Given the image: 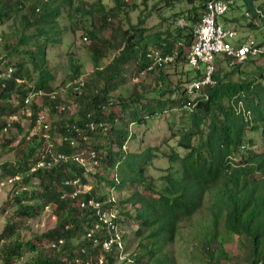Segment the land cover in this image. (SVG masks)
Here are the masks:
<instances>
[{
    "label": "trees",
    "instance_id": "16d2710c",
    "mask_svg": "<svg viewBox=\"0 0 264 264\" xmlns=\"http://www.w3.org/2000/svg\"><path fill=\"white\" fill-rule=\"evenodd\" d=\"M110 1L113 6L108 8L103 0H0V25L16 12H21L23 31L34 29L32 36L21 35L14 44L1 46V56L18 54L19 58L14 63L6 62L13 66L14 72L12 79L5 81V88H0V136L5 120L24 107L23 98L29 91H53L50 84L53 76L47 69L46 51L48 43L54 45L59 40L57 20L63 12L77 28L88 23L82 38L89 39L94 45L90 46L89 54L92 71L84 79L80 93L72 94L71 102L75 107L72 115L67 110L56 109V105L67 106L68 98L55 101L47 97L32 98L28 107V130L34 127L41 104L48 107L49 118L57 116L56 120L50 121L48 130L32 138H26L27 131L24 132L25 136L17 145L19 157L12 164L0 166V178L24 174L48 145L52 146L53 154L67 156L91 150L95 152L93 160L97 162L94 170H102L100 173H85L82 168L66 162L25 177L28 190L12 198L15 214L19 220L28 221L37 218L51 205L55 223L49 230L24 243L14 240L2 246L1 241L15 235L14 226L7 222L0 234L1 263L14 264L22 260L26 250L33 255L25 264H96L101 244L107 240L109 232L100 229L87 238L89 227L97 218L93 211L81 209L79 202L87 198L105 202L113 197L117 185V200L113 199L102 209L113 207L121 233L124 224L129 230L135 227L133 236L137 242L129 254L132 264H176L173 254L167 252L182 224L206 231L201 250L206 262L215 264L214 261L223 255V243L217 250L210 244L215 242L214 231L221 218L228 236L246 238L249 244L247 264H264V62L245 73L242 66L254 64L253 59L229 65L230 58L218 57L219 69L212 76L214 84L203 88L192 100L185 92V85L201 78L202 74L194 72L193 78L185 74L184 82L178 80L173 85L167 81L163 68L172 64L177 69L186 66V49L192 44L193 30L201 18L204 0H186L190 9L184 16L183 27L150 35H146L147 29L142 26L143 18H138L135 26L124 18L128 28H118L121 25L118 20L124 11H134L136 6L130 4V9H125L127 0ZM165 3L168 5L169 0ZM246 7L252 13L253 0H247ZM262 8L259 6L258 9ZM110 20L119 22L117 33L111 31L108 39L99 38L97 32H102L106 26L110 28ZM230 20L234 22L232 18ZM247 27L256 29L249 23ZM41 37L44 39L39 43ZM155 50L163 57L172 55L173 62L147 70L151 60L146 55ZM2 57L0 67L5 61ZM25 61L37 72L31 88L26 83L31 79ZM131 63L135 74L145 72L154 76L156 98L148 100V91L137 85L131 90L121 87L125 82V69ZM221 64H224L223 68H220ZM69 66L73 78L81 75L78 61L70 59ZM175 93L178 96L174 100L166 97ZM12 95L15 96L14 103L9 102ZM188 103H195V107L189 110ZM171 104L177 105L181 122L180 128L168 126L171 139H175L173 146L164 141L158 146L138 148L136 152L123 150L131 136L127 129L130 124L144 126L149 119L166 112ZM13 125L21 132L18 124ZM72 127L77 128L78 134ZM65 136L75 145L65 141ZM139 143L143 145V142ZM155 158L166 159L168 166L159 170L154 166ZM236 160L239 161L237 164ZM107 172L111 175L109 179L106 178ZM90 175L94 182L92 186L87 181ZM75 177L90 185L89 194L77 200L66 195L63 197L72 190L65 182ZM33 178L35 185L31 184ZM106 182L111 186L108 194L103 188ZM124 189L125 198L122 197ZM208 198L210 210L204 227L203 221L195 219ZM193 221L196 222L193 224ZM123 235L124 242L126 236ZM60 240L61 244L58 243ZM42 242L47 244L45 250L39 248ZM52 244L55 246L51 247ZM114 255V247H111L105 255V264H112Z\"/></svg>",
    "mask_w": 264,
    "mask_h": 264
},
{
    "label": "rangeland",
    "instance_id": "374dc122",
    "mask_svg": "<svg viewBox=\"0 0 264 264\" xmlns=\"http://www.w3.org/2000/svg\"><path fill=\"white\" fill-rule=\"evenodd\" d=\"M86 1V0H85ZM88 1V0H87ZM166 0H127V8L130 9L128 6L130 4H134L136 6L134 11H124V15H122L121 19L118 21L121 25L118 28L126 30L128 28L127 22L124 18L128 19V22L131 26H135L137 23L138 18H143L144 23L143 27L147 29L146 35H150L156 32H163L166 29H175V27H183L185 25L184 16L186 15L187 11L190 9V6L187 4L186 0H169L168 5L165 3ZM103 3L109 8L112 7L113 4L110 0H103ZM245 3V4H244ZM247 0H235V6L232 10H229L223 17L219 18V21L223 24V22H227L229 19H234V23L232 27L236 33V40L243 41L246 38H253L255 40H264V18L259 21L257 24L256 29H250L247 27V24L250 22V19L245 18L244 15L248 11L246 7ZM259 6H262V11H264V0H253V7L254 9H258ZM124 9V10H125ZM21 13V12H20ZM20 13L16 12L10 19L5 20L3 24L0 25V50L1 46L6 43L14 44L17 39L21 35L25 36H32L34 34L33 27L26 28L23 31L22 23L20 21ZM58 42L54 45L48 43L47 44V51H46V59H47V69L52 74L53 79L51 81V86L53 90L61 86L68 85L74 78L70 75V66L69 60H76L81 65V71L79 76H83V79L87 78L92 71L91 67V58H89L90 46H94L93 43L87 39L86 41L83 40L82 36H84V28H88V23H83L78 28L73 24V21H69L66 19V14L63 12L62 15L58 18ZM110 25L108 28L102 30V32H97V36L99 38L108 39L110 33H117L118 25L117 22L110 20ZM51 36V34H50ZM50 36L48 37L50 39ZM53 38V37H52ZM44 38H39V43L42 42ZM22 50V47H20ZM188 49H186V52ZM1 54V53H0ZM18 54H13L11 57L2 56L3 63L10 60V62H15V59H18ZM23 56V55H21ZM254 64L246 63L242 66V70L247 73L246 71L255 70L256 68L260 67L264 62V58L254 59ZM133 63L128 65V68L125 69V82L123 86H121L124 90H131L134 86H140L141 90L148 91L146 94V98L148 100H152L156 98V93L153 91V75L149 74H135V67L132 65ZM218 64L216 63L215 71L219 69L217 68ZM220 68L224 67V64L220 65ZM163 72L167 76V81L171 84L175 85L178 80L184 82L187 74L188 78L194 77V72L191 71L186 66L182 68H175L172 65L164 66ZM25 68H27L29 75H30V83L27 85L31 88L36 80L37 72L33 69V67L29 64L28 61H25ZM229 70V69H228ZM181 73H178V72ZM218 71V70H217ZM228 72V71H227ZM249 73V72H248ZM191 76V77H190ZM185 85V84H184ZM184 85L183 88H184ZM181 86V87H182ZM187 86V85H186ZM121 90V88H120ZM119 90V91H120ZM122 90V91H124ZM125 92V91H124ZM70 96V97H69ZM178 96L176 93L173 94L171 97L166 96L174 100V98ZM165 97V98H166ZM68 98L67 106L70 108V112L75 110L74 104L72 101V95H67L66 99ZM71 98V99H70ZM15 99V97L13 98ZM2 103H0L1 105ZM177 105L171 104L167 106L166 112L163 114L149 119L146 125L144 126H129L128 131L130 130L131 136L130 139L126 142L123 147L125 151L136 152L138 148H144L145 146H158L159 144H164L163 142H168L171 146L174 145L175 139H171L170 129L168 128L169 124L172 126H176V128L181 127V122L178 120L180 117L179 111L176 110ZM23 112H18L14 116V124H18L20 127L21 132L18 130L13 123L10 125V128L7 130L5 135L0 136V166L4 164H12L16 162V159L19 157V146L18 144L14 146H10L13 140L16 139L17 136L23 138L24 130L27 128V120L24 118L26 109H20ZM57 116L49 118L50 121L56 120ZM17 120V121H15ZM7 119L5 120V123ZM22 124V126L20 125ZM17 133H21L18 135ZM6 140L9 143H6ZM143 142V145L139 142ZM163 148L166 146L163 145ZM115 150V147H114ZM167 150V149H166ZM236 164L239 161H235ZM154 166L156 168L164 169L168 166L166 159L155 158L154 159ZM101 169H96L91 173H100ZM152 171H155L154 169ZM1 172V170H0ZM155 177L156 174H153ZM111 177L108 172L106 173V178L109 179ZM87 181L92 186L93 179L92 175L87 177ZM32 185L36 184L31 183ZM159 186V185H158ZM110 185L106 182L103 185L104 192L106 194L110 191ZM113 197L117 200V196L119 195V190L117 185H115L113 189ZM126 196V189L122 192V197L125 198ZM209 198L206 199L204 202V207L199 211L198 216L195 220L203 221L204 227L207 226V219L209 217L208 210L209 207ZM16 206L12 203V200L9 199L7 192L0 193V234L3 231L4 227L6 226L7 222L12 224L15 228V235L13 238H5L1 245L4 246L8 241H21L26 242L27 240L31 239L34 235H40L46 230H49L54 226L55 217L52 213V206L49 205L41 212V214L37 218H33L28 221L19 220L18 216L15 214ZM222 219H219L216 229L215 235L216 239L215 242H211L210 246L217 250V247L222 245V252L223 255L221 258L216 259L214 261L215 264H247L248 258V249L249 244L244 237H230L228 236L222 226ZM196 221H193V224ZM124 238V255H128L132 253L137 239L133 236V232L135 231V227L132 226L129 230L127 225L124 224V228L122 229ZM204 230L200 229L199 227L191 228V226L182 224L180 225L179 232L177 234L176 240L173 245L168 247L169 254H173L176 259V264H208L203 256L201 250V244L204 241L205 236ZM47 246L44 242L39 245V248H44ZM1 250V249H0ZM33 253H29L28 251L24 250L22 260H18L14 262V264H25L26 260L30 258ZM0 264L1 257H0Z\"/></svg>",
    "mask_w": 264,
    "mask_h": 264
},
{
    "label": "built area",
    "instance_id": "2783aa9c",
    "mask_svg": "<svg viewBox=\"0 0 264 264\" xmlns=\"http://www.w3.org/2000/svg\"><path fill=\"white\" fill-rule=\"evenodd\" d=\"M235 6V0H204L203 10L201 13V18L196 24L193 30V40L186 55V66L194 72L202 74V77L193 80L185 85V92L192 100L196 99L203 88L207 86H212L214 84L213 74L215 72V64L218 57L230 58L232 64L244 63L249 59H257L264 57V40H253L247 38L244 41L236 40V33L232 27L233 23L227 22L221 23L219 21L220 17H223L229 10H232ZM245 18L250 19L249 24L257 28V24L264 18V11L260 9H254V11H247L244 15ZM84 41H86L83 38ZM151 60L150 65L146 68L147 70L152 69L155 66H164L171 64L173 62L172 56H162L159 52H153L147 56ZM14 72L13 66H8L5 63L1 64L0 67V88H5V81L12 79ZM145 72H142L143 74ZM16 83H21L20 80H15ZM84 84L83 76H78L74 78L68 85L61 86L50 93H45L43 91L31 90L23 98V108L26 109L24 118L28 119L30 112L28 107L30 105L32 98H42L47 97L51 101L57 99L64 100L68 94H79ZM15 102V101H14ZM58 111L67 110L71 115L70 108L64 104L56 105ZM189 110L195 107V103L187 104ZM41 111L37 114L35 118V125L32 129L28 130L29 119L27 120V131L26 138H32L39 132L48 130L50 127L49 120V110L48 107L39 105ZM23 112V111H19ZM17 121V120H15ZM14 123V116H9L5 127L2 129V135L7 133L10 125ZM22 126V124H20ZM89 128L93 129L92 124H89ZM74 132L78 134L77 128L72 127ZM60 138L62 136H59ZM59 138V139H60ZM21 137L17 136L15 140L10 144L14 146L19 143ZM63 139V138H62ZM68 141L70 145H75L73 140H69V137L64 138ZM95 157V152L81 151L74 153L70 156L64 154H53L52 146L48 147L42 151L39 155L37 162L29 167V169L24 174H15L13 176H7L5 178H0V193L7 192L8 197L12 200L13 197L19 195L20 193L26 192L28 190V185L24 183V179L27 176H31L40 170H49L54 165L58 163L71 162L77 167H80L84 172H92L97 166ZM36 181L34 178L31 180L32 183ZM66 185L71 187L70 194H63L70 199L77 200L79 197L86 196L89 194L91 187L89 184H83L78 177L69 179L65 182ZM113 197H110L105 202L96 201L93 198L81 199L79 202V207L81 209H89L94 212L97 221L89 227V231L86 235L87 238H91L97 231L104 229L109 232V237L105 240L101 246V253L98 255L96 264H105V255L109 253L111 247H114L115 255L114 262L112 264H132V259L128 255H124V242L119 231V226L116 222L117 214L113 210V207H104L108 202L113 201ZM96 240V239H95ZM59 244L62 241H58ZM54 247L55 244L50 245ZM90 264V263H86Z\"/></svg>",
    "mask_w": 264,
    "mask_h": 264
},
{
    "label": "crops",
    "instance_id": "0c3cea01",
    "mask_svg": "<svg viewBox=\"0 0 264 264\" xmlns=\"http://www.w3.org/2000/svg\"><path fill=\"white\" fill-rule=\"evenodd\" d=\"M189 48H190V47H189ZM188 51H189V49H188ZM153 52H159V51H156V50H155V51H151L150 53H148V54L146 55V58L149 59L147 56H148L149 54L153 53ZM159 53H160V52H159ZM187 53H188V52H187ZM160 54H161V53H160ZM162 56H163V55H162ZM165 56H172V55H165ZM186 67H187V66H186ZM187 68H188V67H187ZM190 70H191V69H190ZM191 71H192V70H191ZM193 72H194V71H193ZM14 97H15L14 95L11 96V99H10V101H9L10 103H14V100H15V99H13ZM65 99H66V98H65Z\"/></svg>",
    "mask_w": 264,
    "mask_h": 264
},
{
    "label": "clouds",
    "instance_id": "9594fccd",
    "mask_svg": "<svg viewBox=\"0 0 264 264\" xmlns=\"http://www.w3.org/2000/svg\"><path fill=\"white\" fill-rule=\"evenodd\" d=\"M232 20H234V19H232ZM231 20L229 19L227 22H230ZM227 22H223V23H225V24H227ZM230 23H234V22H230ZM264 58V57H263ZM254 60V59H253Z\"/></svg>",
    "mask_w": 264,
    "mask_h": 264
},
{
    "label": "bare ground",
    "instance_id": "6f19581e",
    "mask_svg": "<svg viewBox=\"0 0 264 264\" xmlns=\"http://www.w3.org/2000/svg\"><path fill=\"white\" fill-rule=\"evenodd\" d=\"M246 39H247V38H246ZM246 39H244V40H246ZM251 39H253V38H251ZM244 40H243V41H244ZM253 40H255V39H253Z\"/></svg>",
    "mask_w": 264,
    "mask_h": 264
}]
</instances>
